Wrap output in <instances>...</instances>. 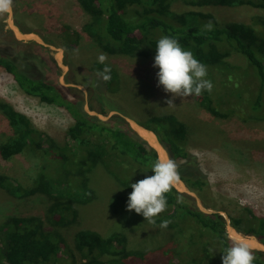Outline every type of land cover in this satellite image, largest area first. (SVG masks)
Returning a JSON list of instances; mask_svg holds the SVG:
<instances>
[{
	"label": "trees",
	"instance_id": "obj_1",
	"mask_svg": "<svg viewBox=\"0 0 264 264\" xmlns=\"http://www.w3.org/2000/svg\"><path fill=\"white\" fill-rule=\"evenodd\" d=\"M77 1L90 18L83 26L84 32L109 55L153 58L156 42L165 35L177 38L184 49L190 50L206 65L207 71L227 69V58L232 51L242 54L249 62L245 77L249 82L251 78L256 79L257 95L251 107L255 110L260 108L264 95V15L255 17L256 22L263 27L262 32H257L251 25L239 20L219 23L211 9L219 6H247L260 10L264 9V0ZM173 4H181V10L176 11ZM209 20L214 25L211 31L203 27ZM39 47L30 60L18 61L0 46V66L12 75L26 94L64 108L70 113L74 123L67 128L65 135L70 141L63 139L60 142L42 132L27 116L14 110L9 104L0 102V111L11 127V134L0 142V156L9 160L25 151L42 153L61 172V176L57 178L40 173L28 188L0 173V187L14 197L43 195L54 199L47 208L49 215L54 217V228L46 227L43 218L32 214L9 215L0 224V264L161 263L164 252L152 254L151 258L142 252L131 250L128 248L126 235L119 230L111 231L107 236L85 228L75 231L72 238L74 248L80 252L82 259L76 257L73 249L68 246L62 229L76 223L79 212L75 204L84 206L95 198L88 177L92 169L103 167L107 174L127 184L131 183L128 181L130 178L138 181L146 175H152L150 168L157 157L155 151L136 135L122 117L112 115L110 119L101 121L86 113L82 99L70 94L68 88L34 75L36 65L32 62L33 58L46 67H57L55 60L45 54L46 47ZM103 67L100 63H94L92 70L97 71ZM110 68V80L103 81L106 88L109 84L111 86L115 75V70ZM90 82L94 84L91 79ZM93 95L105 108L123 111L119 103L106 98L102 91L97 89ZM198 98L206 111L215 116L220 115L212 104L210 92L205 90ZM145 126L155 132L169 157L178 165L179 177L196 192L205 208L209 209L208 202L211 198L206 176L200 170L195 156L181 144L187 135L186 125L175 116H152ZM89 133L106 139L109 147L106 148L104 142L92 141L87 135ZM127 166L130 168H126ZM183 196V193L174 188L166 194L167 208L155 218L156 224L163 220L190 218L211 235L218 248V260L212 264H222V252L230 246L224 217L218 213H202L195 206L194 198L187 195L191 201L185 203L181 199ZM174 225L170 222L167 227ZM232 225L239 232L255 236L264 244V217L247 213L232 219ZM253 254L256 257L253 264H264L263 251L255 250Z\"/></svg>",
	"mask_w": 264,
	"mask_h": 264
},
{
	"label": "rangeland",
	"instance_id": "obj_2",
	"mask_svg": "<svg viewBox=\"0 0 264 264\" xmlns=\"http://www.w3.org/2000/svg\"><path fill=\"white\" fill-rule=\"evenodd\" d=\"M173 8L178 11L182 5L173 4ZM12 9L14 22L22 31L33 32L48 44L61 48L62 62L68 68L62 75L59 66L49 68L33 58L32 62L36 65L34 75L56 84L62 76L66 83L84 86L88 92L89 108L102 116L109 114L113 108H105L96 99L93 93L97 89L106 98L119 103L122 112L144 125L152 116H175L187 127V135L181 144L195 156L206 176L211 198L209 209L226 214L230 224L232 219L247 213L264 217V95L260 108L253 109L251 104L257 95V85L256 79L251 78L249 82L245 77L249 68L245 56L232 51L227 58V69L207 71L206 79L213 84L210 92L212 104L220 113L215 116L200 105L198 96L173 98L171 93L163 90V86H157L156 73L159 69L153 67L154 57L131 58L103 52L84 32L83 26L90 18L77 0H13ZM211 12L219 23L239 20L251 25L257 32L263 31L255 17L264 15V9L219 6ZM6 18L7 14L0 15V44L7 47L0 46L18 61L30 60L40 47L33 41L16 40L7 27ZM44 52L54 60L53 50L46 48ZM100 53L107 55L106 63L115 70L113 82L108 88L92 70ZM65 88L81 98L84 105L85 97L79 89ZM167 99H173L175 106H167ZM0 102L27 116L37 128L55 140L70 141L65 136L67 128L74 123L70 113L26 94L1 66ZM10 134L9 122L0 111V142ZM87 135L92 141L104 142L106 148L109 147L106 139L93 133ZM108 156L112 157L111 154ZM48 159L42 153L29 151L9 160L0 156V173L28 188L40 173L51 174L53 178L61 176L54 162ZM88 177L95 198L84 206L75 204L79 212L76 223L62 229L68 246L79 259L82 258L74 248L72 238L75 231L85 228L105 236L111 231H122L127 237L129 249L151 258L152 254L164 252L159 264H212L218 260V248L213 238L190 218L171 220L175 225L165 229L159 227L160 224H150L134 210H127L128 194L132 191L130 185L135 180L130 178L128 181L131 183L124 184L107 174L103 167L92 169ZM183 195L181 199L189 203L190 198L186 197L187 194ZM53 201L43 195L17 198L0 187V224L9 215L32 214L43 218L46 227L54 228V217L47 212Z\"/></svg>",
	"mask_w": 264,
	"mask_h": 264
},
{
	"label": "clouds",
	"instance_id": "obj_3",
	"mask_svg": "<svg viewBox=\"0 0 264 264\" xmlns=\"http://www.w3.org/2000/svg\"><path fill=\"white\" fill-rule=\"evenodd\" d=\"M13 0H0V15L11 13ZM204 29L214 28L211 20ZM153 67H158L157 86H163L172 97L199 96L203 91L211 92L213 84L207 77V67L190 50L184 49L179 40L172 36H161L156 42ZM107 55L100 53L97 62L104 65L96 76L105 82L111 78V68L106 63ZM167 106H175L173 99L166 100ZM152 175L131 183L126 208L141 214L150 224H156V217L167 208L166 194L179 180L178 165L171 158L158 157L151 165ZM170 220L161 221L159 227L167 228ZM230 246L221 256L222 264H253L256 259L248 237L238 232L228 233Z\"/></svg>",
	"mask_w": 264,
	"mask_h": 264
},
{
	"label": "water",
	"instance_id": "obj_4",
	"mask_svg": "<svg viewBox=\"0 0 264 264\" xmlns=\"http://www.w3.org/2000/svg\"><path fill=\"white\" fill-rule=\"evenodd\" d=\"M12 15H13V9H12L11 13L7 14L6 24H7V27L9 28V30L11 31L13 37L16 40L23 41V42L33 41V42H35L41 46H44L50 50H53L55 52L53 58L57 64V66H59L60 69L62 70V75H64L68 68L62 62V50H61V48H56L53 45L48 44L47 42L42 40V38H40L37 34H35L33 32L22 31L15 24ZM59 83L65 87L77 88L84 94L85 97H87L88 92L84 86L79 85V84L66 83V82H64L62 76L59 78ZM83 110L86 113L97 117L101 121H106V120L110 119V117L113 114L117 113L116 111L111 110L109 112V114L102 116L98 112L91 110L89 108L86 98H85V103L83 105ZM120 115L125 120V122L129 125V127L136 133V135L142 141H144L149 148H151L155 151L157 158L158 157L170 158L165 146L159 140L158 136L155 134L154 131H152L151 129L146 127L144 124L140 123L139 121H136L135 119H133L132 117H130L129 115H127L125 113L120 114ZM173 188L180 193H185V194L191 196L192 198H194L195 206L202 213H205V214L218 213L220 215H223L222 213H219L217 211H213V210L205 208L203 206L201 200L199 199L198 195L196 194V192L191 190L180 177H179V180L177 181V183L173 186ZM223 217L225 219L227 235H228V233H231V232H238L239 233V231L235 227H233L232 224H230V220H229L228 216L226 214H224ZM244 236L248 237L249 243L252 245V247L254 249H257V250L264 252V244L259 239H255L256 238L255 236H250V235H244Z\"/></svg>",
	"mask_w": 264,
	"mask_h": 264
},
{
	"label": "flooded vegetation",
	"instance_id": "obj_5",
	"mask_svg": "<svg viewBox=\"0 0 264 264\" xmlns=\"http://www.w3.org/2000/svg\"><path fill=\"white\" fill-rule=\"evenodd\" d=\"M37 44V43H36ZM0 45H3L2 43L0 44ZM39 45V44H38ZM5 48L7 47V45H3ZM39 46H41V45H39ZM84 95V94H83ZM85 97V96H84ZM85 98H87V97H85ZM113 111H116L117 113H115V114H113V115H117V116H119V117H121V115L120 114H123V113H125V112H120L119 110H117V109H113ZM234 227V226H233ZM241 233H243V232H241ZM243 235H248V234H245V233H243Z\"/></svg>",
	"mask_w": 264,
	"mask_h": 264
}]
</instances>
